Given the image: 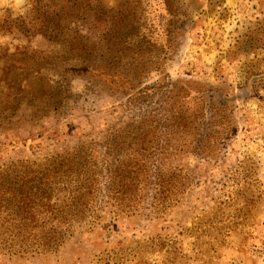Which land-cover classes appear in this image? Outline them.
Segmentation results:
<instances>
[{
  "label": "rangeland",
  "instance_id": "1",
  "mask_svg": "<svg viewBox=\"0 0 264 264\" xmlns=\"http://www.w3.org/2000/svg\"><path fill=\"white\" fill-rule=\"evenodd\" d=\"M82 1L83 21L64 37L86 46V61L67 42L13 29L31 18L30 0H0V99L10 102L0 106V264H264V16L258 32L203 62L188 42L195 1ZM22 51L46 69L17 72L7 90L3 66ZM53 86L65 97L55 111L48 97L30 104L29 91ZM80 148L95 196L60 241L40 193L16 213L14 181ZM122 163L136 181L114 197ZM50 194L59 206L64 192ZM47 239L59 243L49 250Z\"/></svg>",
  "mask_w": 264,
  "mask_h": 264
},
{
  "label": "trees",
  "instance_id": "2",
  "mask_svg": "<svg viewBox=\"0 0 264 264\" xmlns=\"http://www.w3.org/2000/svg\"><path fill=\"white\" fill-rule=\"evenodd\" d=\"M30 0L29 2V14L31 18L26 21L23 18L18 19L16 28L19 33L30 36L33 34H38L42 38L48 40L49 42H56L59 45H65L67 42V51L70 53H76V49L79 50L80 54L77 58L87 60V49L86 46H81L76 48L71 41L65 40V31L68 30L67 26L70 24L83 21V9L84 3L82 0ZM155 11L157 9H162V4L158 1L154 4ZM132 15V14H131ZM133 16V15H132ZM116 16V18H118ZM123 18H126L123 16ZM118 30V28H116ZM129 33L135 35H140L141 30L131 26L128 29ZM75 37L78 39H84V36L75 32ZM23 55L21 57L14 54V59L4 64L3 66V79L6 84H8L7 90L12 88L11 77L17 72H31L32 75L41 73L44 71L42 64H33V57L29 56L28 53L22 51ZM23 56V57H22ZM27 62H26V61ZM45 63L46 60H44ZM45 65V64H43ZM1 81V79H0ZM27 89V88H26ZM25 92V87L16 85V91L14 94L20 95ZM6 92H2L5 95ZM30 95L29 102L32 104L36 98L42 100L44 97H48L47 106L51 110H56L65 99L63 91L59 87H50L49 93L42 92L33 93L28 92ZM11 93L6 94L8 99ZM0 99V106L4 108L3 105H8L10 102L5 99ZM16 99L13 101V105L16 103ZM12 105V106H13ZM17 107V106H16ZM15 107V108H16ZM14 109V108H13ZM7 110V109H6ZM178 121L184 123L183 118H177ZM82 152V148L75 150L62 157H56L48 161L44 166L40 167L38 172L29 171L26 176L14 181L18 185L19 194L14 197L17 200V214H25L32 205L35 203L36 196L40 193L41 197L39 199L42 201V208H45V213L48 217L53 215V217H48L46 226H48L47 233L59 234V240L61 241V236L68 231L69 227L73 222L82 220L89 213L88 205L93 200L95 196V190L97 186V176L95 171L88 165V156H85ZM123 166H125L123 168ZM130 169V174H126L124 171ZM113 177L111 176V189L114 197H118L120 194L125 193L127 185L131 188L134 186L136 181V174L134 167L130 164L122 163V165L113 171ZM127 177V178H126ZM7 176L3 177L1 185L4 182L10 183ZM125 180L129 183L126 184ZM58 189L64 192L63 198L60 200V204L53 205L52 194L50 192H55ZM118 200V198H116ZM56 209V210H54ZM55 212V214H54ZM19 217V216H17ZM20 220L25 221V218L19 217ZM33 221V218H27ZM59 242H50V239L43 244L44 248L52 249L57 246Z\"/></svg>",
  "mask_w": 264,
  "mask_h": 264
},
{
  "label": "crops",
  "instance_id": "3",
  "mask_svg": "<svg viewBox=\"0 0 264 264\" xmlns=\"http://www.w3.org/2000/svg\"><path fill=\"white\" fill-rule=\"evenodd\" d=\"M192 1L197 6L189 12L197 25L188 42L194 45L190 53L203 62H215L223 49L258 32L264 16V0Z\"/></svg>",
  "mask_w": 264,
  "mask_h": 264
}]
</instances>
